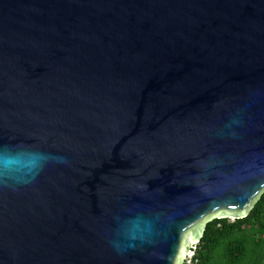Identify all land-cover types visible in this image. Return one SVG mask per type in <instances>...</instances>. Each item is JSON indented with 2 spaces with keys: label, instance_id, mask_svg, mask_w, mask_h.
I'll return each instance as SVG.
<instances>
[{
  "label": "water",
  "instance_id": "1",
  "mask_svg": "<svg viewBox=\"0 0 264 264\" xmlns=\"http://www.w3.org/2000/svg\"><path fill=\"white\" fill-rule=\"evenodd\" d=\"M263 191L264 0H0V264H181Z\"/></svg>",
  "mask_w": 264,
  "mask_h": 264
},
{
  "label": "trees",
  "instance_id": "2",
  "mask_svg": "<svg viewBox=\"0 0 264 264\" xmlns=\"http://www.w3.org/2000/svg\"><path fill=\"white\" fill-rule=\"evenodd\" d=\"M195 259L197 264H264V191L245 217L209 219Z\"/></svg>",
  "mask_w": 264,
  "mask_h": 264
},
{
  "label": "built area",
  "instance_id": "3",
  "mask_svg": "<svg viewBox=\"0 0 264 264\" xmlns=\"http://www.w3.org/2000/svg\"><path fill=\"white\" fill-rule=\"evenodd\" d=\"M197 244L198 243L189 245L188 253L184 255L181 264H197L198 261L195 259Z\"/></svg>",
  "mask_w": 264,
  "mask_h": 264
},
{
  "label": "rangeland",
  "instance_id": "4",
  "mask_svg": "<svg viewBox=\"0 0 264 264\" xmlns=\"http://www.w3.org/2000/svg\"><path fill=\"white\" fill-rule=\"evenodd\" d=\"M229 221H232L231 219H229ZM180 262V261H179Z\"/></svg>",
  "mask_w": 264,
  "mask_h": 264
}]
</instances>
